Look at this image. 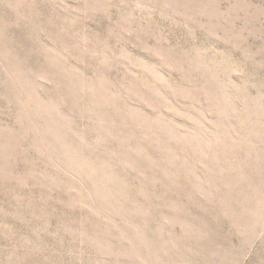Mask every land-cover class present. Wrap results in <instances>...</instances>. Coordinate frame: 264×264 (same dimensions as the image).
Segmentation results:
<instances>
[{
	"label": "rangeland",
	"instance_id": "1",
	"mask_svg": "<svg viewBox=\"0 0 264 264\" xmlns=\"http://www.w3.org/2000/svg\"><path fill=\"white\" fill-rule=\"evenodd\" d=\"M0 264H264V0H0Z\"/></svg>",
	"mask_w": 264,
	"mask_h": 264
}]
</instances>
